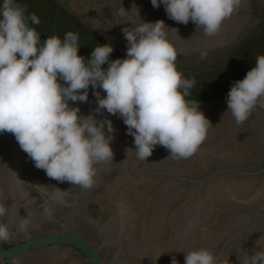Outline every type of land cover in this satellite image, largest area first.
<instances>
[{
	"label": "clouds",
	"instance_id": "clouds-1",
	"mask_svg": "<svg viewBox=\"0 0 264 264\" xmlns=\"http://www.w3.org/2000/svg\"><path fill=\"white\" fill-rule=\"evenodd\" d=\"M246 2L150 0L153 8L163 5L169 19L192 22L209 37ZM25 12L16 0H0V134L11 133L37 169L55 181L88 189L95 166L113 161L112 136L104 131L114 132L111 121L81 116L69 104L86 102L90 86L106 93L104 98L94 93L96 111L122 119L134 138L137 159L145 162L158 145L176 159L196 152L212 126L198 104L186 99L194 81L177 70L178 54L163 21L125 28L126 58L110 60L114 49L105 44L96 45L85 60L78 55V34L50 36L41 44L36 29L29 27L38 25L39 18ZM226 103L237 125L257 107L264 108V55L256 57L242 80L232 83ZM6 211L0 205V217ZM26 225L23 221L19 229ZM10 235L0 223V243ZM184 264H216V258L206 249L193 250L185 253ZM249 264H264V250L254 252Z\"/></svg>",
	"mask_w": 264,
	"mask_h": 264
}]
</instances>
